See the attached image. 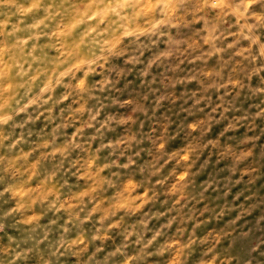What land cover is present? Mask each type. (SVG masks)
Masks as SVG:
<instances>
[{
	"label": "clouds",
	"instance_id": "clouds-1",
	"mask_svg": "<svg viewBox=\"0 0 264 264\" xmlns=\"http://www.w3.org/2000/svg\"><path fill=\"white\" fill-rule=\"evenodd\" d=\"M0 264H264V0H0Z\"/></svg>",
	"mask_w": 264,
	"mask_h": 264
}]
</instances>
